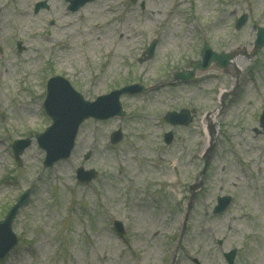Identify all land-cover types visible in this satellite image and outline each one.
<instances>
[{"label": "rangeland", "instance_id": "obj_1", "mask_svg": "<svg viewBox=\"0 0 264 264\" xmlns=\"http://www.w3.org/2000/svg\"><path fill=\"white\" fill-rule=\"evenodd\" d=\"M38 1L0 0V220L30 192L12 223L19 243L0 264H227L232 249L233 264H264V47L250 59L233 53L232 73L212 64L190 82L173 79L205 41L217 53L250 52L264 0H93L76 11L47 0L34 13ZM55 74L88 100L125 84L145 89L120 97L122 118L84 121L70 157L44 168L33 135L50 123L42 102ZM183 108L189 125L164 120ZM211 114L213 140L202 125ZM25 138L17 165L11 144ZM207 153L201 188L189 190ZM79 166L96 177L78 182ZM218 196L231 202L214 214Z\"/></svg>", "mask_w": 264, "mask_h": 264}, {"label": "water", "instance_id": "obj_2", "mask_svg": "<svg viewBox=\"0 0 264 264\" xmlns=\"http://www.w3.org/2000/svg\"><path fill=\"white\" fill-rule=\"evenodd\" d=\"M246 16H241L236 22V28H239L245 22ZM264 44V29L258 28L254 49L262 47ZM154 44L148 50V57L153 53ZM242 50V49H241ZM236 50L235 53L242 52ZM201 61L192 64L191 72L178 74L177 77L183 80H188L192 77L197 69H205L211 61H215L219 67H224L228 62L229 55L212 53L207 46L201 52ZM142 90L141 86L130 85L122 89L112 91L107 95L98 97L95 101L89 102L84 100L83 96L75 91L70 83L60 76L52 77L48 81L47 93L44 101L46 114L51 119L52 123L42 133L36 135V139L40 148L45 150L46 157L44 166L50 167L59 159L67 158L74 144V139L81 122L87 118L93 117L96 119H105L116 114L122 115L119 97L124 93H134ZM165 120L171 124L187 125L190 122V116L187 111L182 110L180 113H167ZM260 124L264 128V114L261 116ZM121 138L119 131L112 135V141L116 142ZM172 139L171 133L165 135V140L169 143ZM19 142H15L13 148L16 156L30 144L29 140H25L22 146ZM207 163H205L204 170ZM81 172V170H79ZM94 176V172H86L80 176L81 179L87 181ZM197 182L192 188L197 187ZM28 196V192L22 194L17 203L12 206L3 220L0 221V260L17 244L18 239L11 230V223L15 217L18 208L24 203ZM217 206L214 208V213H219L230 202L229 197H219ZM120 230V223H117ZM122 231V230H120ZM234 251L226 255L229 264H232Z\"/></svg>", "mask_w": 264, "mask_h": 264}, {"label": "bare ground", "instance_id": "obj_3", "mask_svg": "<svg viewBox=\"0 0 264 264\" xmlns=\"http://www.w3.org/2000/svg\"><path fill=\"white\" fill-rule=\"evenodd\" d=\"M239 57H237L235 60H231L230 61V63H229V68L230 69H234V68H236V65H238V64H240V62H239V59H238ZM212 117H213V115L211 114L210 116H206L205 118H204V120L202 121V125L204 126V131H205V134H206V138L208 137V136H210V133H208V130H207V128H206V126H205V124L208 122L209 124H212L213 123V119H212Z\"/></svg>", "mask_w": 264, "mask_h": 264}]
</instances>
